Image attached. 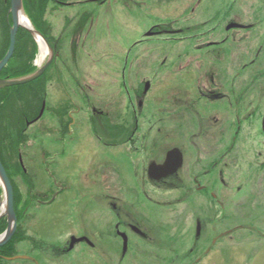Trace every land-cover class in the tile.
Instances as JSON below:
<instances>
[{
    "label": "rangeland",
    "instance_id": "obj_1",
    "mask_svg": "<svg viewBox=\"0 0 264 264\" xmlns=\"http://www.w3.org/2000/svg\"><path fill=\"white\" fill-rule=\"evenodd\" d=\"M77 1V4L59 6L60 9L57 7L56 10L51 3L46 13V19L53 27L51 34L58 37L65 32L59 44V49H62L61 52L65 57L62 59L58 56L41 83L44 86L38 84L47 90V98L42 106V117L37 123L28 127L27 133L30 135L37 133V140L32 139V136L25 152L29 153L30 148L35 150L32 155L35 156V170L40 176L38 181L42 180L46 187L53 185L54 179L58 185L65 186L68 181H74L82 174V180L85 181L83 196L88 203H95L97 198L102 197L103 192L95 183L98 180L97 168L100 163L110 164L113 161L112 158H115V162H118L120 166L121 175L127 182L132 181L136 171L135 165L132 164L135 155L110 149L93 140L95 129L90 125L89 100H85L84 95L82 101L77 102L78 107H83V114L79 113L77 106L67 102L68 105H73L71 113H73L74 121L67 132H58V126L55 127L57 119L63 116V119L67 121L71 116L69 112V115H66L67 105L64 106V103H61L66 100V96L58 90L59 86L55 83V77H58L62 70L72 72L87 90L94 89L95 91L88 92L93 105L104 112L109 111L111 115L120 113V117L115 121L120 122L124 118L126 125H129L131 121L126 113V107L124 108L127 96L134 92L139 77L143 80L150 79L151 87L143 101L145 106L149 105L152 110H160L157 119L161 125L157 124L151 130L153 135L161 134L162 138L158 139L160 142L167 139V136L162 134L174 135L178 130L176 124H167L169 120L171 121L168 115L172 113L170 108L172 99H182L190 105L191 110H195V90L203 86L208 92L212 85L209 78L212 80L211 77L214 74L216 75L214 81L219 85L213 84V88L217 86L214 88L213 96L223 90L220 87L223 84L235 85L237 88L249 84L264 90V77H259L262 67L259 64L260 61L252 62L256 50L255 39H252L255 34L240 28L230 32L226 30L234 20L243 22L242 17L245 11L248 17L245 21L254 22L251 17L254 16L252 12L264 6V0H104L102 3L91 0ZM79 22H82L81 33L73 39L72 28ZM0 24L5 23L0 20ZM153 28L157 32L151 35L149 31ZM245 36L248 37L240 46L239 38ZM39 46L40 54L37 57V63L40 66L48 60L50 53L48 48ZM250 49L253 50L252 54L247 53ZM139 58L141 60L135 63V68H132L135 59ZM244 64H249L247 70L243 72V76L237 78V71ZM122 71H124L127 89L121 86ZM130 71H133L132 75ZM62 80L66 84V77ZM31 86L24 84L20 90L28 92ZM69 91L74 96L73 89ZM41 95L45 96L42 93ZM233 98L235 95L232 93V102ZM207 103L204 99L199 101L197 107L202 110V113L207 112L204 110L209 106V104L206 105ZM245 104L247 108L250 107L246 101L239 105ZM222 106L215 101L210 109ZM261 108L264 111V97ZM248 109L251 110V108ZM123 111L127 115H124ZM184 111H190V109H181L180 115ZM231 112L230 121L233 122L232 133H234L236 130L234 110L231 109ZM241 114L244 116V111ZM82 115L85 122L81 127L79 121ZM218 117L223 119V115ZM207 120L200 119L203 122ZM184 121L185 126L181 130L188 135V138L185 141L169 138L166 143L167 146L181 144L185 147L187 152L184 171L189 174L195 161L207 156L205 154L208 152L202 151L203 149L219 148V146L213 140L211 142L198 139L192 141L191 139L194 138L192 135L197 132L195 117L190 115ZM242 121L240 128L242 126L243 137L241 138L244 139L242 141L244 144H241V149L252 148V146L255 148L254 145L257 148L259 145L264 146V137L258 138L255 134L246 135L261 130L260 122L257 120L252 127L244 121V118ZM220 126L221 124L217 122L210 132H216ZM158 127L162 130L159 131ZM44 128L48 131L52 128V134L45 133ZM53 138L58 140L53 141ZM23 160L27 166H30L27 155H24ZM246 164L247 162H243L244 167ZM71 188L69 193L65 192L59 197L57 203L65 200L71 203L78 201L79 194L75 192L77 187ZM222 194L226 196L225 190ZM118 196H121V191ZM157 196L175 204L167 209L162 208L158 213L151 208L153 217L156 216L154 219L164 225H175L181 214H184V217L188 215L185 232L186 235H190L191 214L194 210L192 202L188 200L176 204L179 193L175 191L159 193ZM262 198L264 200V193ZM35 204L37 206L31 211L29 236L36 246L35 252L31 255L39 259V264H98L97 253L90 251L87 247L59 258L54 247L63 243L66 237L64 229L68 228V224L62 221L63 211L57 205L49 207L39 206L37 202ZM233 212L235 210H227L226 214L231 215ZM55 213L57 214L54 216ZM87 219L88 229H92L96 219L91 215H88ZM105 227L104 223L103 229ZM171 228L173 230V227ZM259 228V234L248 232L247 237H243L240 241L222 240L218 245H227L226 248L218 247L210 253L201 254V260L195 261V264H264V221ZM154 233L152 234L153 243L162 244L159 240L160 232L154 231ZM140 241L139 238L134 237L131 243H144ZM114 242L118 243L116 239ZM144 259L143 256L142 261Z\"/></svg>",
    "mask_w": 264,
    "mask_h": 264
},
{
    "label": "flooded vegetation",
    "instance_id": "obj_2",
    "mask_svg": "<svg viewBox=\"0 0 264 264\" xmlns=\"http://www.w3.org/2000/svg\"><path fill=\"white\" fill-rule=\"evenodd\" d=\"M91 1L102 3L104 0ZM0 2L2 5H6L8 0H0ZM51 3L54 4L53 7L56 10L59 6L77 4L78 1L53 0L49 3L47 12ZM0 9L3 11V8ZM252 13L254 16L251 17L254 22L248 23L245 21L248 18L245 11L242 17L245 22L234 20L227 26L226 30L230 32L233 29L240 28L255 34L252 39H255L256 50L252 62L260 61L259 64L262 67L260 68L259 77L263 78L264 6L257 8ZM5 16V24H0V61L6 56L10 47L12 16L9 14V9L6 11ZM47 23L50 42L55 51L54 60L58 56L64 59L65 55L61 52L62 49H59V44L65 32L62 36L55 37L51 34L53 31L51 22L47 20ZM81 23L79 22L73 26V39L81 33ZM7 26L9 46L5 49L4 40ZM155 32H157L155 28L149 31L151 35ZM247 37L239 38L240 46ZM16 48L17 36L14 53ZM251 52H253L252 49L248 50L247 53L252 54ZM13 55L0 71V79H8L7 77L10 76L11 73L6 71V67L12 60ZM139 60L141 58L135 59L132 68L136 67L135 63ZM248 65L244 64L238 69L237 78L243 76V72L247 70ZM138 70L140 69L138 68ZM130 72L132 75L133 71ZM139 72L141 73V71ZM215 76V74L212 77L210 76L212 80L209 78L212 85L208 92L203 86L195 90V110H191L190 105L182 99H172V106L170 107L172 113L168 115L171 121L169 120L167 124H176L178 130L174 135L162 134L167 136V139L163 142L158 140L161 134L153 135L151 132L157 124L161 125L157 119L160 110H152L149 105L145 106L143 101L151 87V80L148 77L149 80H143L139 77L134 92L127 96L124 108L126 107V113H128L131 121L129 125H126V119L124 120V118L120 122L115 121L116 118L120 117V113L111 115L109 111L104 112L98 106H94L91 99H89L88 92L95 90H87L72 72L62 70L58 77L54 76L55 83L59 86L58 90L66 96V100L61 102L64 103V106L67 105V108H65L66 115L71 114L70 120L66 121L63 116L57 119V124L54 125L55 127L58 126V132H67L74 121L73 113H71L73 105L77 106L79 113L83 114V107H78L77 102L82 101L84 95L85 100H89L90 125L95 129L93 140L110 149H117L123 153L135 155L132 164L135 165L136 171L131 182H127L122 177L120 166L118 162H115V158H112L113 161L110 164L108 162L99 164L97 168L98 180L95 183H97L98 189L103 192L102 197L97 198L95 203H88L83 196L85 181L82 180V174L76 180L68 181L65 186L58 185L55 179L53 185L49 187L44 186L42 180L38 181L40 176L37 175L35 170V156L32 155L35 150L30 148L29 153H25L30 138L33 136L32 139L37 140V133H34L35 135L27 133L28 127L37 123L42 117V106L47 98V90L42 86H35L34 88L38 90L39 94L42 93L45 96H41V101L27 109V113H25L29 118H26L23 132L19 135L21 146L17 156L19 162L18 172L17 174H9L5 168L13 185L17 226L12 238L6 244L0 246V264H25V262L27 264H39V259L31 255L35 252L36 246L29 236L31 234V211L37 206L35 202L39 206L54 207L57 205L63 211L62 221L68 224V228L64 229L66 237H64L63 243L54 247L59 258L80 250L82 247H87L90 251L97 253L98 264H125L126 262V264H195V261L199 262L201 260V254L210 253L218 247L226 248L227 245H218L222 240L240 241L243 237H247L248 232L259 234V227L263 225L264 221V200L262 198L264 193V146L259 145V148H257L253 144L255 148L252 146V148L244 147V149H241L244 139L241 138L243 134L241 135L242 126L240 128V124L243 123L242 119L244 118V121L253 127L258 120L261 124V130L246 135L252 136L255 134L258 138L264 137V111L261 108L264 90L249 84L240 86V88L231 84L230 86L223 84L220 85L223 90L213 96L215 93L214 88L217 87H212L215 83L214 80H216ZM63 77H66V84L62 80ZM121 78V86L127 89L124 71H122ZM12 87H15L11 91L14 95L15 107H18L25 93V91L20 90L21 87L10 86L0 88V90ZM70 89H73L74 96L69 91ZM232 93L235 95L233 102L231 101ZM203 99L208 102L206 105L209 104V106L204 109L207 112L202 113L197 105ZM215 101L223 106L210 109ZM245 101L250 104L248 108H251V110L246 107V104L239 105L244 104ZM67 102H71L73 105H68ZM183 108L190 109V111H184L180 115V110ZM231 109L234 110L235 117L234 126H236V130L234 133H232L233 122L230 121ZM243 111L244 116L241 114ZM123 114L127 115L125 111H123ZM190 115L193 118L195 117V129H197V132L192 135L194 138L191 140L198 139L205 142L213 140L219 148L203 149L202 151L208 152L205 154L207 156L202 160L197 159L192 170L187 174L184 171L187 152L185 147L181 144L167 146L166 141L169 138L181 141L188 138V135L183 133L181 128H184V120L188 119ZM219 115H223V119H220ZM200 119L208 120L203 122ZM83 122L85 121H83L82 115L79 126L82 127ZM217 122H219V125L221 124L219 130L210 132ZM142 124L143 126H141ZM158 130L160 131L162 128L158 127ZM52 131V128L49 131L44 128V132H48V135H51ZM178 135L180 136L178 137ZM57 140V138H53V141ZM193 144L195 143L193 142ZM173 149H179V152L183 155L181 167L174 171H168L166 174H162L156 168L152 169L155 165L163 164L167 160L168 153ZM24 155H27L30 166L25 164ZM176 155L178 154L176 153ZM173 160L174 157H171L170 164ZM243 162H247L245 167ZM73 186L77 187L75 192L79 194L78 201L71 203L65 200L57 203L59 197L65 192L69 193ZM223 190H225L226 196L222 194ZM120 191L121 196H118ZM168 191L179 193L176 204L188 200L192 202L194 210L191 214L190 235H186L185 232L188 215L184 217V214H181L175 225H164L154 219L156 216L153 217V208V211L158 213L162 208L167 209V207H172L175 204L172 201H166V198L157 196L159 193L165 194ZM0 192L3 193L2 187H0ZM227 210H235V212L227 215ZM2 212L3 209L0 210V214ZM88 215L96 219L92 229H88ZM260 218L261 222H259ZM104 223L106 224L105 229H103ZM171 227H173V230ZM7 228L8 216L3 215L0 217V236ZM154 231L160 232L159 240L162 241V244L153 243L152 234ZM124 236L127 237L128 242L126 249H124ZM113 237L118 243L114 242ZM134 237L139 238V241L141 240L144 243L136 242L132 244V238ZM235 237L237 239H234ZM26 248L29 249L26 250ZM143 256L147 261L145 259L142 261Z\"/></svg>",
    "mask_w": 264,
    "mask_h": 264
},
{
    "label": "trees",
    "instance_id": "obj_3",
    "mask_svg": "<svg viewBox=\"0 0 264 264\" xmlns=\"http://www.w3.org/2000/svg\"><path fill=\"white\" fill-rule=\"evenodd\" d=\"M25 12L31 23L45 35L50 41L49 26L47 23L46 13L49 3L53 0H23ZM10 7V0L5 5L0 2V20L6 22V11ZM5 49L9 46V31L7 26L6 37L4 40ZM39 55V46L35 37L24 27H21L17 34V48L12 60L6 67V71L10 72L7 78H18L32 74L37 70L35 61ZM1 58V56H0ZM47 72L37 80L28 83L32 85L29 91L24 93L21 103L15 107L14 95L11 92L13 88H5L0 90V159L7 169L8 173L17 174L19 162L17 160L18 152L21 146L19 135L25 127V115L27 109L35 106L41 101V93L34 87L43 85ZM27 85V84H26ZM24 87V85L18 86ZM29 118V117H28Z\"/></svg>",
    "mask_w": 264,
    "mask_h": 264
},
{
    "label": "water",
    "instance_id": "obj_4",
    "mask_svg": "<svg viewBox=\"0 0 264 264\" xmlns=\"http://www.w3.org/2000/svg\"><path fill=\"white\" fill-rule=\"evenodd\" d=\"M10 13L12 15L13 25L11 27L10 32V47L6 54V56L0 61V71L3 69V67L8 63L10 58L12 57L15 49V42H16V35L17 31L20 26L26 28L30 31V33L35 37V39L40 42V38L45 42L48 50H49V58L48 60L39 67L37 71L34 73L20 77V78H14V79H0V88L13 86V85H21L29 83L33 80H36L39 78L49 67V65L53 62L55 57V51L50 42L46 39V37L35 27L31 24V26H28L26 24H23L21 19L26 16L25 8H24V2L23 0H11V7H10ZM28 19V17H27ZM29 20V19H28ZM176 153L178 155H176ZM174 157V160L170 164V158ZM183 163V155L179 152V149H173L168 153L167 160L161 164V165H155L152 169L160 170L162 174L168 173V171H174L177 170L179 167H181ZM171 167V168H170ZM154 172V170H153ZM0 182L3 185L4 189V196L0 193V209L4 207V211L0 214V217L3 215L8 216V228L6 232L0 236V246L6 244L13 236V234L16 231L17 226V220L15 215V209H14V190L13 185L11 183V180L7 174V171L0 159ZM125 241V247L127 248V237L124 236Z\"/></svg>",
    "mask_w": 264,
    "mask_h": 264
},
{
    "label": "bare ground",
    "instance_id": "obj_5",
    "mask_svg": "<svg viewBox=\"0 0 264 264\" xmlns=\"http://www.w3.org/2000/svg\"><path fill=\"white\" fill-rule=\"evenodd\" d=\"M21 21H22L23 24H26V25H28V26H31V23H30V21L27 19L26 16H24V17L21 19ZM40 45H41L42 48H44V49L47 48L45 42H44L41 38H40Z\"/></svg>",
    "mask_w": 264,
    "mask_h": 264
}]
</instances>
